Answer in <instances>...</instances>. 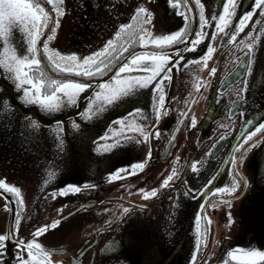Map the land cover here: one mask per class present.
Segmentation results:
<instances>
[{"label":"flooded vegetation","instance_id":"af4514ba","mask_svg":"<svg viewBox=\"0 0 264 264\" xmlns=\"http://www.w3.org/2000/svg\"><path fill=\"white\" fill-rule=\"evenodd\" d=\"M39 2L49 11L53 25L57 18L53 4L49 0ZM253 2L249 0L243 9L239 6L227 31L235 30L240 14L251 10ZM202 3L205 16L212 23L204 27L206 35L197 47H184L190 44L200 27L195 0H188L191 10L188 11L187 34L190 40L167 46V54L174 60L175 48L181 49L180 55L185 59L178 64L168 62L171 79L161 81L165 111L159 122L153 112L151 91L156 82L141 89L134 105L141 107L144 115L133 113L132 119L147 125L146 130H151L148 139L139 131H119L121 124L117 118H124L125 123H129L130 108L127 104L108 109L101 114L102 118L86 120L84 108L87 107L86 98L92 96L91 89L82 91L76 103L65 104L56 111H46L35 105L38 106L35 113L44 118L52 117L49 120L51 124L40 128L36 140L29 144L31 151L26 156L31 157L21 166L25 174L9 177L8 183L21 189L24 200L18 226L15 224L17 197L0 186V234L16 237L7 240L0 264H16L19 251L16 245L21 236L25 240L36 238L52 253L50 259L62 261V264H190L191 254L198 247L195 264H203L204 261L221 264L229 249L264 248V140L248 151L243 163L238 161L234 165L231 161L233 154H243L236 148L241 137L248 131H254L258 122H264V34L259 31L264 28V16L257 11L244 30L238 33V41L244 40L248 32L255 33L257 62L248 102L239 101L234 106L236 90L243 86V76L233 57L241 58L244 49L237 48L235 42L230 45L226 32H216L214 38L211 35L215 31L212 18L222 10L221 0H202ZM141 4L154 13L152 21L145 25L153 33L185 26L181 15L185 7L180 6L177 11L168 0H69V9L61 5L65 14L58 18L63 24L72 26L74 43L70 47L73 50L79 48L82 58L113 37L118 26L128 23L135 8ZM50 24L51 21L44 28V34ZM56 28L64 32L62 26ZM21 41L25 48L24 41ZM14 43L21 48L15 35ZM209 43L215 51L204 62L207 64L204 67L197 58L203 55ZM42 45L43 41L39 46V58L43 70L51 78H72L91 84L93 80L111 77L123 62L117 58L112 70L101 76L65 74L51 66ZM142 47L138 43L129 45L126 54ZM213 66L218 71L209 75ZM198 78L202 84L199 90L195 87ZM229 78L231 83L226 85ZM204 80L209 81V85H203ZM209 106L214 111H208ZM240 109H243V114ZM193 115L197 120L196 127H190ZM74 120L94 134L87 145L75 134ZM248 120L252 123L248 124ZM57 121H63V132H57ZM153 125L160 129L159 135ZM105 132L109 133L107 139H104ZM262 135L264 132H258L256 138ZM121 136H134L135 140L129 141L123 150L109 153L104 146ZM149 149L152 153L150 159L147 158ZM193 159L200 171L192 169L189 161ZM139 161H144L145 167L133 173L130 165ZM174 167L177 174L169 186L160 188L164 176ZM105 168L123 170L117 172L116 178H110ZM243 178L248 180L246 188ZM233 179L240 181L234 198H229L227 193L208 196L207 190L203 194L197 191L208 180H213L209 189H214L225 184L231 186ZM45 180L48 183H44ZM86 181L95 187H81L76 193L59 192L69 183L82 186ZM153 187L158 189V194L148 198L137 190ZM204 196L207 199L202 198ZM213 202L215 206H212ZM201 204L208 206L201 209ZM124 208L129 211L124 212ZM198 212H207L210 223L204 217L198 224L195 219ZM229 212L232 213L231 224L228 223ZM10 213L12 222L9 226ZM54 219H60L61 223L40 237H34L35 228L50 224ZM16 228L18 232L14 230ZM23 255L27 257L26 250ZM229 264L239 262L229 258Z\"/></svg>","mask_w":264,"mask_h":264},{"label":"snow or ice","instance_id":"6c2138e0","mask_svg":"<svg viewBox=\"0 0 264 264\" xmlns=\"http://www.w3.org/2000/svg\"><path fill=\"white\" fill-rule=\"evenodd\" d=\"M63 0H49V3L53 4L57 18L55 19L51 31L47 34L43 40V52L51 64V66L57 71H63L64 73H76L83 76H101L112 70V66L116 64L117 58L122 60L109 79L105 80H93L91 84L83 82L81 80L72 78L56 79L51 78L46 71L43 70V64L39 58V45L38 41L41 36L44 35V28L47 27L52 20L49 11L43 6L39 0H0V68L4 70L7 77L14 81V86L17 90H20V99L28 103H35L46 111H56L65 104H74L77 102L76 98L85 89L92 90V96L87 99V107L84 108L85 119H99L102 118V113L108 109L119 107L120 105H129L130 111L128 112L129 123H125L124 118H117L121 124L120 132L127 131H139L142 133L145 139H148L151 130H146L147 125L138 124L132 119V114L144 115L141 107L134 106L141 95V89L147 88L149 85L155 83L153 92V112L159 122L160 117L164 114V102L165 93L163 91V85L161 81L164 78L171 79V65L169 61L179 63L185 59L180 55L181 49L175 48L173 51L176 53V59L167 54V46L182 41L190 40L188 32V11L190 7L188 0H168L170 5L174 6V9L178 11L180 6L185 7V12L181 13L184 17V27L178 30L161 32L159 34L153 33L149 28L145 27L153 19L154 13L144 7L142 4L135 8V12L132 15L128 23H121L118 26V30L114 33V36L109 38L102 47L96 51L90 52L88 55H84L82 58L75 51L63 53L56 48L49 47V41L54 37L56 33V26L59 25L60 20L58 17L65 14V9L61 6ZM196 6L199 9L200 27L195 33V37L191 38L190 44L184 45V47L195 49L206 33L204 27L212 23L205 16L204 4L202 0H195ZM222 10L218 11V15L212 19L215 21V31L211 33L214 38L216 32H226L229 36L228 43L231 45L235 42V46L240 49H244L241 53V58L233 57L236 60V67L240 68V75L243 76V86L236 90V101H233L234 106L237 102H248L249 87L252 86L253 74L255 73V64L257 62L256 55V40L254 39L255 33L248 32L247 37L244 40L238 41V33L242 32L245 26L253 18L254 13L259 11L261 16H264V0H254L251 3V10H244L239 16V22L235 23L234 31H227L233 23V17L237 14V10L242 3V0H221ZM19 30L21 33V39L25 43V48L21 49L14 43L15 31ZM261 34H264V28L259 29ZM139 44L142 47L138 51L128 53V46ZM116 45V46H114ZM148 46H152L149 48ZM215 51L211 43L208 44L207 50L203 55L199 56L198 62L202 63V66L207 67L206 62L210 55ZM241 59L243 63L241 64ZM192 63V61H189ZM246 69V72H245ZM235 70V68H234ZM143 72L145 74H132L133 72ZM218 69L213 66L209 72V75H214ZM203 85H209V81L204 80ZM195 87L199 90L202 84L199 82V78L195 83ZM195 100L193 99V103ZM208 111H214L209 106ZM243 114V109H240ZM31 114H26L25 124L28 127L38 126V121L31 120L28 124V118ZM183 119V116L181 117ZM179 123V121H178ZM251 124V120L247 121ZM57 132H63V121H57ZM73 128L76 129V135L79 136L81 142L87 145L93 138V133L86 126L81 127L75 120L72 121ZM132 125H135L132 127ZM197 120L193 115L191 119L190 127H196ZM110 127V126H109ZM156 134L159 135L160 129L153 125ZM264 132V122H258L254 126V131H248L240 141H238L236 148L243 154L231 156V161L235 165L238 161L243 163L248 151L254 146L259 145L264 140V135L259 139L256 138V133ZM109 133H104V139H107ZM100 139L99 136L95 137ZM135 140V137L121 136L120 139H113L110 143L104 147L109 153L120 151L125 148L129 141ZM63 143V141H61ZM100 151L99 148L96 149ZM151 150L147 153V158H151ZM193 170L200 171L197 167L196 160L189 161ZM98 166V165H97ZM132 172H136L145 167L144 161L134 162L130 165ZM123 168H116L115 170H109L105 168L110 178H116V174L122 171ZM131 174V173H128ZM177 174V170L174 167L172 171L164 176L160 183V188L169 186L170 180ZM44 183H48L47 180ZM213 183V180H208L203 187L197 189L198 193H205L212 196L215 194L227 193L229 198H234L237 193V189L240 188V181L233 179L231 186L225 184L222 187H215L209 189V185ZM243 184L246 188L248 186V180L243 178ZM0 186L4 189L10 190L17 197V209L15 224L18 226L20 222V213L22 211L24 200L21 196V189L13 184L7 183L4 179H0ZM81 187H95V185L85 182L84 185L78 186L75 183H69L62 186L59 192L66 194L67 192L76 193L79 192ZM143 193L144 198L150 196H156L158 189L153 187L150 190L143 188L137 189ZM243 195V192L240 193ZM55 196V192L53 193ZM207 199V196L202 197ZM175 204H179V201H175ZM208 205L201 204L200 208L204 209ZM215 206L214 202L213 205ZM8 207V205H5ZM129 211L128 208H124V212ZM228 223H232V213H228ZM208 218L210 223V216L207 212L196 213L195 219L199 222L202 218ZM61 223L60 219H54L50 224L42 225L35 228L34 237H40L43 233L51 228H55ZM18 232V228L14 229ZM199 230V229H198ZM207 230V229H206ZM15 239V236L10 237L8 233L0 234V262L3 261L4 249L7 240ZM19 251L17 252L16 264H62V261H52L50 259L52 253L42 246V244L36 239L31 238L25 240L24 237H19V242L16 245ZM27 251V257L23 255L24 251ZM199 252L197 251L191 254L190 264H195L196 257ZM229 258L231 261H238L239 264H264V248L253 246L251 248H232L229 249L225 259L221 264H229ZM203 264H209L208 261H204Z\"/></svg>","mask_w":264,"mask_h":264},{"label":"rangeland","instance_id":"374dc122","mask_svg":"<svg viewBox=\"0 0 264 264\" xmlns=\"http://www.w3.org/2000/svg\"><path fill=\"white\" fill-rule=\"evenodd\" d=\"M68 3L69 0H63L61 5L69 9ZM59 25L62 26L64 32L56 28L54 37L49 41V47L56 48L63 53L75 51L79 54V48L73 50L70 47L74 43L72 26L67 23L63 24L61 19ZM51 26L52 21L49 26L50 29ZM15 35L21 39L18 29L15 31ZM1 93L6 94L5 99L1 97L3 96ZM20 94V90H17L14 86V81L4 74V80L0 81V179H4L7 183L9 177L25 174L21 171V166L31 156H26L23 149L30 147L29 144L36 140L39 129L49 126L48 122L52 118H44L41 114L35 113L38 106L26 105V101L19 98ZM28 113L31 114L27 121L28 124L30 125L31 120L35 119L38 121V126L28 127L25 124L26 114Z\"/></svg>","mask_w":264,"mask_h":264},{"label":"water","instance_id":"95a60500","mask_svg":"<svg viewBox=\"0 0 264 264\" xmlns=\"http://www.w3.org/2000/svg\"><path fill=\"white\" fill-rule=\"evenodd\" d=\"M245 0H243L242 1V3L240 4V7H241V9H243V7H245L246 6V4H247V2L249 1V0H246L245 2H244ZM243 4V5H242ZM50 30L51 29H49V31H47L46 33H45V35L43 36V40L45 39V37H46V35L50 32ZM15 37H16V39L19 41V43H20V46H21V48L22 49H24L23 48V45H22V41H21V39H19L16 35H15ZM42 40V41H43ZM41 41V42H42ZM4 70L2 69V68H0V81H3L4 80ZM110 77H108L107 79H109ZM231 78V77H230ZM228 79V80H226V85H229V83H231L230 82V80L231 79ZM8 92H9V90H8ZM1 95H3V96H1L3 99H5L6 98V94L4 95L3 93H1ZM8 95V94H7ZM27 104L26 105H29V106H35L36 104L35 103H28V102H26ZM80 105H81V100L79 101V103H78V106L80 107ZM48 124H49V126H50V121L48 122ZM48 127V126H47ZM25 153H29V151H31V147H29V148H27V149H24L23 150ZM11 216H12V213H10L9 214V219H8V221H9V223H8V225L10 226L11 225Z\"/></svg>","mask_w":264,"mask_h":264}]
</instances>
